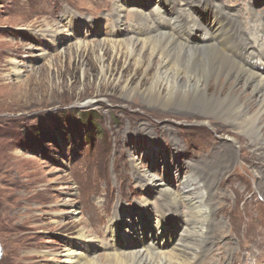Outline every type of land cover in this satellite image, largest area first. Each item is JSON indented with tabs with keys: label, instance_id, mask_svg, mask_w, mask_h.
Returning a JSON list of instances; mask_svg holds the SVG:
<instances>
[{
	"label": "rangeland",
	"instance_id": "374dc122",
	"mask_svg": "<svg viewBox=\"0 0 264 264\" xmlns=\"http://www.w3.org/2000/svg\"><path fill=\"white\" fill-rule=\"evenodd\" d=\"M177 1L0 0V264H66L64 250L80 229L100 244L93 256H102L103 244L112 250L109 242L117 243L106 231L114 218L122 214L128 224L139 205L165 208L166 198L137 180L139 173L154 175L178 193L191 169L204 183L193 179L195 192L209 190L213 182L207 200L214 203L209 234L214 240L204 264H264V188L257 181L258 160L251 162L246 154L252 151L247 138L231 126H209V117L201 114L158 107L146 91L147 65L137 69L125 50L102 44L120 34L141 39L125 29L144 31L133 13H142L153 28V10L170 16L186 5ZM212 2L240 14L246 31L253 19H264V0ZM201 3L192 0L185 8L199 23L202 5L209 24L213 6ZM115 4L122 8V21L113 14ZM227 83H212L210 94L227 93ZM233 137L238 144L228 171L209 174L214 142ZM240 146L247 150L239 160ZM172 213L175 243L182 234L180 219L191 214L184 209V217L176 219ZM147 222L141 227L153 234L155 225Z\"/></svg>",
	"mask_w": 264,
	"mask_h": 264
},
{
	"label": "bare ground",
	"instance_id": "6f19581e",
	"mask_svg": "<svg viewBox=\"0 0 264 264\" xmlns=\"http://www.w3.org/2000/svg\"><path fill=\"white\" fill-rule=\"evenodd\" d=\"M179 1L184 3V0ZM189 1L192 0H186L183 9H176L177 12L170 16H165L160 9H152L155 15L151 20L155 27L153 28L163 34L156 33L149 26L145 16L135 11L134 15L132 14L133 18L143 27L145 33L141 31L140 26L131 28L127 26L125 29L141 39L126 36L123 31L120 33L127 39H120V34L116 39L101 42L110 45L113 50H125L127 56L134 59L137 69L147 65L145 76L151 78L146 91L158 107L177 106L184 111L209 117V126L222 130L231 126L240 135L245 136L252 151L246 152V146H240L239 160L242 150L246 152L251 162L252 157L258 160L255 164L259 169L257 181L264 188V19H253L249 30L246 31L245 27L243 29L240 26L242 23L240 14L226 12L220 3L214 4L213 0H198L203 5L209 3L213 6V10L209 12V24L202 16V5L198 7L200 8L196 12L198 23L185 8L189 6L187 5ZM112 6L114 16L122 21V8L117 4ZM173 19L176 28L171 21ZM259 25L262 29L256 32L255 27ZM48 30L49 35L54 37L51 29ZM191 36L198 41L191 42ZM179 39L184 45L178 41ZM76 45L85 46L83 43ZM16 66L14 72L18 74ZM222 81L230 82L231 87L227 93L223 94V89H218L210 94L212 83ZM229 141L231 142L219 145L214 142L215 148L209 151V174L216 176L217 173L227 172L231 162L235 160L234 147L238 143L234 137ZM191 170L189 177L183 179L180 184L178 193H175L169 184L161 183L162 181L154 175L147 172L139 173L137 180L151 184L152 193L166 198L165 208L155 207L151 211L152 208L149 209L147 204L139 205L134 209L137 212L135 219L130 216L132 221L128 224L124 221V215L120 214V220L115 216L106 231H110V237H114L117 243L113 247L109 242L112 249L109 250L106 243L102 242L107 249V253L102 256H93L95 247L100 244L80 229L76 238L74 237L69 247L64 250L66 264H204L210 254L209 242L213 243L214 240L209 237L214 224L210 217L213 210L211 204L214 203L207 200V197L213 196L210 187L213 182L209 183V190L195 192L191 189V184L194 182L193 179L197 178ZM197 184L204 185L198 180ZM184 209L191 215L183 219L177 218V215L184 217ZM172 212L174 218L182 221L180 222L182 234L175 243L172 232L174 227H169L173 224H170L172 222L168 218ZM136 216L137 220L140 217V222L136 220ZM145 220L155 225L153 234L148 233L149 226L141 227V222ZM133 237H136V240H133ZM145 237L146 239L142 240ZM170 239H173L170 246L164 244V240L169 243Z\"/></svg>",
	"mask_w": 264,
	"mask_h": 264
},
{
	"label": "trees",
	"instance_id": "16d2710c",
	"mask_svg": "<svg viewBox=\"0 0 264 264\" xmlns=\"http://www.w3.org/2000/svg\"><path fill=\"white\" fill-rule=\"evenodd\" d=\"M90 115H91V114H90ZM90 115H87V116H85V118H83V119L86 121V123L91 122V120H92V116H90ZM31 137H35V134L31 135Z\"/></svg>",
	"mask_w": 264,
	"mask_h": 264
}]
</instances>
